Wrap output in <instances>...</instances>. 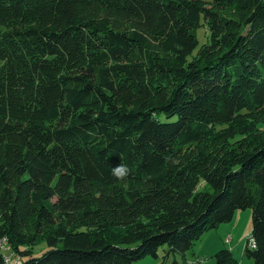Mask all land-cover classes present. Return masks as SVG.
I'll use <instances>...</instances> for the list:
<instances>
[{"label":"trees","instance_id":"16d2710c","mask_svg":"<svg viewBox=\"0 0 264 264\" xmlns=\"http://www.w3.org/2000/svg\"><path fill=\"white\" fill-rule=\"evenodd\" d=\"M243 209L264 264V0H0V242L18 264L164 263Z\"/></svg>","mask_w":264,"mask_h":264},{"label":"rangeland","instance_id":"374dc122","mask_svg":"<svg viewBox=\"0 0 264 264\" xmlns=\"http://www.w3.org/2000/svg\"><path fill=\"white\" fill-rule=\"evenodd\" d=\"M205 29L203 26H199L198 28H196L195 30V36H196V40H197V47L205 42ZM197 47L193 50L192 54L195 53ZM228 226L229 228H227V231L222 232L220 235V239L222 240V243H224L225 246H227V244L229 245V237H233L234 239H239L242 241V243L245 242V240L248 238L249 235V229L251 226V221H250V211L249 209H243V210H235L232 214L231 220L221 224ZM206 233V232H205ZM230 238V239H231ZM200 242L201 241H197L190 250L186 251L184 256L181 257L178 254L174 253L169 255L168 259L166 262H162L161 259V254H162V248L160 247L158 249V257L157 258H153L151 256H144L143 258L136 260L134 262H132L131 264H167V262L171 261V260H175L176 264H200L198 262H194L195 259H201L202 264H212L213 259H211L212 261H210L209 257L205 256V255H201L196 252V250H198V247L200 246ZM206 241H204L202 250H206L210 247V243H205ZM46 249V245L43 242H40L34 246H32L30 248V255L31 256H38L41 252H43ZM0 251L3 253L4 256V260H17V258H15L14 255H12V253H10V251H8V249L5 246H1ZM192 253H197V255L192 254ZM245 260H248L249 264H252V260L248 257H246L244 255ZM5 264H9V261H4Z\"/></svg>","mask_w":264,"mask_h":264},{"label":"crops","instance_id":"0c3cea01","mask_svg":"<svg viewBox=\"0 0 264 264\" xmlns=\"http://www.w3.org/2000/svg\"><path fill=\"white\" fill-rule=\"evenodd\" d=\"M221 224H223V223L218 224L216 226V228L208 230L206 233L202 234V236L198 240V241H201L200 246L198 247V250H196L198 255L199 254L205 255V256L210 258L209 259L210 261H212L211 256L215 251H217L218 249H221V248H227L230 250L233 258L237 261L238 264H249L248 260H245V258H243L244 257L243 246H244L245 242L242 243V241L239 239L236 240L233 237L232 238L229 237V245L227 244V246H225L224 243H226V242L222 243V240L220 239L221 237H220L219 233L221 234L222 232L227 231V228H229V227L225 226V225L221 226ZM204 241H206L205 242L206 244L210 243V247L206 250H202V247H203L202 243ZM197 253H192V254L197 255ZM13 260L14 259H11L9 261V264H13ZM203 261L198 262V263L202 264ZM212 264H214V262H212Z\"/></svg>","mask_w":264,"mask_h":264},{"label":"clouds","instance_id":"9594fccd","mask_svg":"<svg viewBox=\"0 0 264 264\" xmlns=\"http://www.w3.org/2000/svg\"><path fill=\"white\" fill-rule=\"evenodd\" d=\"M128 171L127 166L119 165L113 169V175L116 176L117 179L123 180L127 176Z\"/></svg>","mask_w":264,"mask_h":264},{"label":"built area","instance_id":"2783aa9c","mask_svg":"<svg viewBox=\"0 0 264 264\" xmlns=\"http://www.w3.org/2000/svg\"><path fill=\"white\" fill-rule=\"evenodd\" d=\"M1 243H4V242H0V244ZM247 244H248L249 247H253V241H252L251 238H249V235H248V238H247ZM3 261H10V260H3ZM194 262L195 263L196 262H201V259H195ZM18 263H19L18 258H17V260H13V264H18Z\"/></svg>","mask_w":264,"mask_h":264},{"label":"bare ground","instance_id":"6f19581e","mask_svg":"<svg viewBox=\"0 0 264 264\" xmlns=\"http://www.w3.org/2000/svg\"><path fill=\"white\" fill-rule=\"evenodd\" d=\"M2 243L0 244V247H1Z\"/></svg>","mask_w":264,"mask_h":264}]
</instances>
